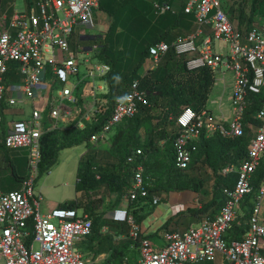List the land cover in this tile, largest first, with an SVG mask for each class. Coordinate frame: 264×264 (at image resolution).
<instances>
[{"label": "built area", "instance_id": "1", "mask_svg": "<svg viewBox=\"0 0 264 264\" xmlns=\"http://www.w3.org/2000/svg\"><path fill=\"white\" fill-rule=\"evenodd\" d=\"M244 0H186L183 10L194 14L197 27L188 36H178L169 44L161 41L151 48V69L158 68L165 55L173 49L183 57L189 70L209 67L221 68L234 75L232 89V115L228 124L219 121L210 109L197 111L185 108L177 117L179 130L174 138L176 165L188 169L202 132L213 135L241 136L245 128L255 131L248 145V158L237 169L226 167L223 173L237 171L234 187H225L226 202L214 216L204 217L197 225L186 230H168L165 245L157 249L143 233L134 216L125 211L116 220H127L129 238L137 244L139 259L135 264H187L189 262L215 261L223 254L229 264H264L261 240L264 222L261 219L264 201V182L259 188L249 219V230L241 239L231 238L229 231L238 217L244 198L253 193L252 176L264 155V108L256 118L259 124L244 121L248 96L264 88V23H254L247 31L240 30L231 20L228 7H237ZM33 10L16 11L11 19L0 26V145L6 149H29L30 174L21 181L20 189L0 190V264H91L78 247V243L93 232L94 217L89 212L56 209L42 211L43 195L36 191L42 161L41 138L45 132L43 120L36 115L21 121L16 128L5 133L3 109L14 105L18 99L8 95L6 75L9 63H15L22 77V91L34 97L45 82L49 70L64 83L56 93L51 111L54 126L68 125L75 114L80 96V82L71 83L80 72V62L73 46V37L81 24L94 25V13L101 0H33ZM156 14H163L171 7L158 1L153 3ZM209 32L206 33V30ZM199 40L201 42L199 43ZM217 41L228 43V52L215 50ZM98 46L94 45L92 49ZM111 70L108 63H93L90 76H106ZM150 106L147 91L139 80L130 84L128 91L117 97L111 118L104 127L91 136L94 144L108 143L115 125L133 117L142 107ZM85 114L78 123L85 128ZM96 144V145H97ZM142 154L138 149L128 157L134 164ZM100 178V175H97ZM154 182L145 175L142 161L133 168L132 187L124 195L126 200L147 196ZM156 200H158L156 198ZM36 244L38 247L36 248ZM96 264H109L99 260Z\"/></svg>", "mask_w": 264, "mask_h": 264}, {"label": "trees", "instance_id": "2", "mask_svg": "<svg viewBox=\"0 0 264 264\" xmlns=\"http://www.w3.org/2000/svg\"><path fill=\"white\" fill-rule=\"evenodd\" d=\"M104 1L101 0L100 8L104 7ZM158 1L162 4L167 3L171 7L172 0ZM249 1L251 5L248 16L246 8L242 6H244L243 2L249 4ZM115 2L116 0H111L106 6L110 7L109 15L113 20L103 37L104 42L100 45L97 56L100 62L111 66V70L105 77L109 102L107 111L84 129H79L77 124H72L70 121L66 128L60 126L45 130L41 138L40 175L50 171L58 163L61 150L88 143L93 145L90 141L91 136L98 133L111 118L117 97L125 94L133 81L139 80L148 93L150 106L142 107L138 114L123 119L112 129L109 147L116 162L112 165L114 169L110 173L109 171L104 172L95 156H88V152L81 157L77 171L78 183L81 184L79 190L88 193L93 188L107 183L111 189L117 191V203H120L132 187L133 168L139 161H142L145 175L153 180L154 185L149 187L147 196L139 195L129 202L131 208L129 213L134 216L136 222L142 221L146 216L143 210L147 201H152L153 204L159 202L155 199L157 192L172 190L199 192L207 178H213L214 182L212 199L201 208H192L190 211L192 214L200 215L220 210L226 202L223 189L234 187L238 178L237 171L224 174L222 170L232 165L235 168L239 167L248 158V145L252 138L249 128L246 127L245 134L241 136H225L221 132L206 135L203 131L200 138L193 143L196 145V150L193 152L192 162L188 169H180L176 165L174 138L177 131L170 134V144L165 151H161L157 142L151 137L160 127L164 128L169 123H174L178 115L187 107L197 111L209 109L207 101L214 84V72L211 68L189 70L185 59L178 57L175 51L170 49L161 65L150 71L151 48L161 41L173 43L179 36L180 30L191 31L194 21L196 23L194 14H187L184 10L174 13L169 9L161 15H156L153 5L146 0H121L118 4ZM243 2L240 4L239 15L235 18H238L237 27L247 31L252 28L257 15L264 8V0H244ZM231 20L233 21L232 17ZM120 43L122 46L118 48L117 45ZM49 74L51 77V70ZM19 77L15 63H9L6 84L8 85L15 79L19 81ZM49 77L47 76L48 79ZM52 108L51 103L45 111L47 118ZM263 108L264 88L258 94H249L248 106L244 112L245 123L253 122L258 125L259 120L256 115ZM154 121L157 122L153 123ZM143 129L147 133L144 141L141 137ZM0 147L5 148L3 145ZM138 149L142 150V154L134 164L128 163V157L136 153ZM204 168L210 170L207 178L201 172ZM98 174L100 178H97ZM18 178L22 181L25 177ZM263 182L264 158L261 159L260 165L252 176L254 191L243 200L245 207L248 206L247 213L253 211L254 207L251 209V206H254L256 194ZM95 204L96 200L92 199L84 207L82 206L84 212H89L94 217L91 240L101 238L99 241L101 244L110 245L112 254L111 259L107 260L109 264H135L137 260L131 259L129 254V246L133 240L127 238L123 244L116 245L111 233L103 234L102 228L110 221L104 218L103 214L95 212ZM80 207L81 205L76 202L75 208ZM115 220L113 219L114 222ZM116 224L121 227L122 232L128 233L129 237L127 220H118ZM244 232L245 227L235 222L229 231V236L241 239Z\"/></svg>", "mask_w": 264, "mask_h": 264}, {"label": "rangeland", "instance_id": "3", "mask_svg": "<svg viewBox=\"0 0 264 264\" xmlns=\"http://www.w3.org/2000/svg\"><path fill=\"white\" fill-rule=\"evenodd\" d=\"M25 1L27 0H0V26H3L7 22V19L9 18V16L11 15L13 11L23 10L26 7ZM110 1L111 0L104 1V7L102 8L99 7L95 10L94 20H93L94 25H89V24L80 25L81 30H88L89 35H92V36L94 35L92 39H89V44L93 46L94 45L98 46V48L93 49V54L91 55V57L88 55L89 59H91L92 62L95 59H97L98 52H99L98 50L100 48V45L104 42L103 37L104 35H106L112 23V20H113L108 15H105L106 13L109 14L110 12V9H109L110 7H106L107 5L110 4ZM246 3L247 2L245 3L243 2L244 6L242 7L246 8V12L249 16L251 1H249V4L248 3L246 4ZM151 5L153 4L151 3ZM228 8H229V13L231 14V17L233 18L234 23L237 24L238 18H235V17H238L239 15L240 5L238 7H231V8L228 7ZM234 10H236V12H234ZM4 16L8 18L5 19L3 18ZM255 23L256 24L264 23V8L260 11V14L257 15ZM81 45L82 44L80 43L79 44V46L81 47V48L79 47L80 50L82 49ZM121 46H122L121 43L117 45L118 48ZM228 48H229L228 43L223 42V41L216 42V45H215L216 50L220 52H226L228 51ZM85 50L86 49H84L82 53L79 55V58L82 60H84V58L87 57ZM97 61L98 62L96 63H100V60L97 59ZM91 65L92 63L88 66H91ZM89 70L90 68L88 67V72ZM213 75H214V83H215V72L213 73ZM95 78L97 79L98 77L95 76ZM217 78L219 79V76H217ZM52 79H55L56 84H58L56 87H54L57 90L61 86H63L64 83L59 81V78L57 75L53 74ZM49 82L51 83V81ZM53 84H55L54 81H53ZM100 84H103V82ZM43 86H44L43 88L47 89L49 87V83L45 82ZM82 87H83V84H80L81 89ZM213 87H214V84H213ZM213 87H212V90H213ZM212 90H211V93H212ZM56 93H58V91ZM211 93H210V96H211ZM49 94H50L48 95L49 98L52 97V99H51V102L45 106H49L52 103L54 107L56 96L54 95L53 92H50ZM54 96H55V99H54ZM212 101L214 102V100L208 99L207 103L209 107L210 106L212 107ZM108 104H109L108 93L103 88H100L98 90V93L92 90V93H87V95L85 96L83 95V93H80L79 101L77 105H75L76 114H74V117L72 118L71 123L77 124V127L79 129H84V128L79 127L78 125L83 115L88 114V113L91 115L90 120H85V127H87L88 124L91 125L92 123L95 122L97 118L105 114L108 108ZM223 109L226 110L228 113L231 112V109L233 111L232 105L231 104L229 105L228 103H226ZM229 121L230 119L228 121H224V123L228 124ZM48 122H50L49 119H48ZM67 126L68 125L61 126V127L66 128ZM249 130H250V136L251 137L254 136L255 131L253 132L251 128H249ZM109 136H111V134ZM96 144L94 145L93 143L92 145L91 143H88L85 146L79 145V146L61 150L59 153L58 163L55 166H53L52 169L48 171L47 173L40 175L39 179L36 182V191L42 193L43 195V201H42V211L43 212L52 213L56 209H66V210L75 209L76 202L78 205H81V207L82 206L84 207V204H86L89 200H92V199L96 200L95 209H97L98 211V213L96 212L97 214H101V213L105 214L110 211L109 215L112 214L113 217L114 215H117V213L118 215L123 216L125 211L129 212L131 210L129 201L126 200L125 196L120 201V203H117V198H118L117 191L111 189V187H109L107 183H103L102 185H99L93 188L88 193L85 192L82 198L81 196H79L78 190L79 188H81V184L78 183L79 180L77 178L78 177L77 168H78L80 157L82 156L83 153H85L86 149L88 152V156H95L96 161L101 166V169L104 172L109 171L110 173L114 169L112 165L116 162V158L113 157L110 153L109 146L111 145V142H109V144L105 143L103 145L102 143H98L97 145ZM0 155L2 156V160L7 158L6 162L0 164V169H3L4 171L3 174L0 176V188L3 190H7V191L12 190L14 188H18L20 186V183H19L20 180L18 177H26V176H29L30 174L29 149L27 148H16V149L0 148ZM201 172L204 174L205 177L209 175L208 170L205 168ZM212 183H213V178L211 179L207 178V181L204 184L205 186L202 188L201 192H197V193H199V195H205L211 189ZM164 192L159 191L156 193L155 199L157 198L159 202H155L153 204L152 201H147L148 203L151 202L152 204L151 203L145 204V209L143 210V212H146L145 214H146L147 219L144 222L146 225L148 226L151 225L152 227H154L153 223L155 219L157 217H162L163 211L170 206L169 203H167V201H164L161 198L162 193ZM122 203H124V205H121ZM189 217H190V214H186V216L182 217L181 225L183 223H188ZM104 218L107 219V217H104ZM115 221H118V220H115ZM106 224L107 225H105L102 228V233L103 234L112 233L113 227L116 223L109 222ZM152 229L153 228H150L149 232H153ZM160 240L164 242L163 238H160ZM35 246L37 248L38 244H36ZM81 248H82V245L79 247V249ZM130 251L132 250H129V253ZM137 256L139 258V253H137Z\"/></svg>", "mask_w": 264, "mask_h": 264}, {"label": "crops", "instance_id": "4", "mask_svg": "<svg viewBox=\"0 0 264 264\" xmlns=\"http://www.w3.org/2000/svg\"><path fill=\"white\" fill-rule=\"evenodd\" d=\"M146 1L153 4L155 1H158V0H146ZM25 2H26V7L23 10H28V11L30 9L33 10V4H34L33 0H30V2H29V0H27ZM119 2H121V0H116L115 4H118ZM185 3H186V0H172L170 10L174 13H179L180 11L183 10ZM153 9H154V7H153ZM15 12L16 11H13L11 13V15L9 16V18L7 17L8 19L6 18V16H4L3 18L7 19V22H8ZM154 12H155V10H154ZM105 15H108L109 17H111L108 13H106ZM158 15H161V14H158ZM196 26L197 25L194 21V26L191 28V31L180 30V32H178L179 36L180 35L181 36H188L189 34H191L195 31ZM208 32H209V29L206 30V33H208ZM95 36H97V35H95ZM93 37H94V35L93 36L89 35L88 30H81L80 26L77 28V30L74 34V37H73V46H74L75 52L78 56V61L80 62V72H79L78 76H73L71 78L70 82L71 83L80 82L81 84H83L82 89L80 88V85H79V90H80V93H83L84 96L87 95V93H92V90H94L96 93H98V90L100 88H103L106 92H108V86H107L106 81L104 79L105 77L95 75L96 77H98L96 79L95 76H93V77L90 76V74H89L90 70L88 72V67L90 68V66H88V65H90L91 63L93 64V63L98 62L97 59H95L96 61L94 60L92 62L91 59H89V57H88V55L91 57V55L93 54V49H92L93 45L89 44V39H92ZM200 42H201V40H199V43ZM80 43L82 44L81 50L79 49ZM84 49H86L85 51H86L87 57H85L84 60H82L79 58V55L82 53V51ZM216 51H218V50H216ZM226 52H228V51H226ZM223 53H225V52H223ZM150 71H153L151 69V67H150ZM214 72H215V83H214V87H213L211 96L209 97V99L214 100V102L212 101V107L211 106L209 107L208 103H207V107L215 113V115L217 116L219 121L224 122V121H228L232 115V109H231V112L228 113L223 108L225 107L226 103H228L229 105L231 104L232 89H233V84H234V75L232 74V72L225 71L221 68L214 70ZM147 73H149V72H147ZM216 75L219 76V79L217 78ZM17 76H18V74H17ZM47 76L49 77L50 74L48 73ZM52 77L53 76L49 77V79H51ZM7 81L10 82L9 79H7ZM22 82H23L22 77L20 75L19 81H18V79L17 80L15 79V81L8 83V85L6 84V86L8 87V95L14 96L15 98H17L18 102L14 105L6 104L4 106V109L2 112V115H3L2 125H3V129H4L5 133L11 129L16 128L18 123H20L21 121L29 119L35 115L37 117H40L41 120H43L45 129L52 130V129L56 128L54 126V119L51 117V111L52 110L49 112L48 118L45 116V111L48 107L45 105H47L51 102L52 97L50 96L51 98H49V96H48V95H50L49 94L50 92H53L54 95L56 96V92L58 90L54 87H56L58 84L49 83V87L47 89L43 88L44 86L41 85L37 89V93L34 97H27L24 95V92L22 91ZM102 82H103V84H100ZM55 96H54V99H55ZM209 102H210V100H209ZM48 119L50 120L51 123L48 122ZM155 122H157V121H154L153 123H155ZM178 129H179V125L177 123V118H176L174 123H172V124L169 123L164 128L160 127V129L158 131H156L154 133V135H151V137H153L154 141L157 142L156 144L158 145L159 149L161 151H165L168 148L167 146L170 144V141H169L170 134L174 131H178ZM141 137H142L143 141L146 140L147 133L145 132V130L142 131ZM85 153H87V149H86ZM85 153H83L82 156ZM81 157H80V159H81ZM6 159L7 158L2 160V156L0 155V164L6 162L7 161ZM79 165H80V160L78 163V168H79ZM232 167H235V166L232 165ZM78 168H77V171H78ZM208 171L210 172V170H208ZM3 172H4L3 169H0V176L3 174ZM19 183H20V186L18 188H14V189L9 190V191L3 190L1 188H0V190L3 192H10V191L20 189L21 181ZM213 183H212L211 189L205 195H199V193H197L196 191H193V190H172L170 192L162 193V197H161L162 200L167 201V203H169L170 206L163 211L162 217H157L155 219V221L153 223L155 228L152 227L151 225L148 226L144 223L147 219L146 216H144V219L142 221L137 222L139 225H141V228L143 229V233L145 235H147V237L153 242V244L155 245V247H157V249L163 248V246L165 245V239L163 236H164L166 231L173 230V229L186 230L187 228H189L191 226L197 225L204 217H206V216L212 217L220 211V210H217L214 212L211 211L213 213H211V214L205 213V214H200V215L192 214V212L190 211V209H192V208H195V209L201 208L203 205H205L206 203H208L212 199V197H213V191H212ZM201 190L199 192H201ZM84 193H85L84 190H78V194H79V196H81V198L83 197ZM147 204H150V203H147ZM254 204H255V202H254ZM121 205H124V203H122ZM153 206H155V205H153ZM253 207L254 206H251V209ZM247 208H248V206L245 207V202L243 201L242 204L240 205V208L238 211V217L235 221L236 224L243 225L245 227V232H244L242 238L245 236V234L249 230V219H250V216L252 213V210H251V212L247 213L246 212ZM73 210H77V212H82L83 208L80 207V208H75ZM95 212L98 213L97 209L95 210ZM109 212H107L105 214H103V213H101V214H103L104 217H107V219H109V221L111 223L113 221L114 217L112 214L109 215ZM186 214H190L189 222L183 223L181 225V219H182V217L186 216ZM261 219L264 222V201L262 203ZM114 223H116V221ZM118 226H117V224L114 225L111 234L113 235L114 244H116V245L120 244L121 245L126 241L127 238L129 239V237L127 235L128 233L122 232L121 227H118ZM150 228H153L152 229L153 232H149ZM160 230H161V232H160ZM160 238H163L164 242H162L160 240ZM100 239L101 238L91 240V234H90L88 237L82 239L78 243L79 247L82 245V248H81L82 250L81 249L80 250L84 254V256L88 259V261L91 262V264H96V262L99 260H106L107 261V260L111 259L112 251L110 249V245L109 244H105V245L101 244L99 242ZM129 250H132L129 253L131 259L135 258V260H138L139 258L137 256V253H139V250L137 248L136 243L132 242L129 246ZM261 251L264 254V238H262V240H261ZM187 264H229V262L223 254H218L217 259L215 261L189 262Z\"/></svg>", "mask_w": 264, "mask_h": 264}]
</instances>
